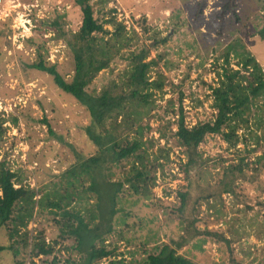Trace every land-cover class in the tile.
<instances>
[{"label":"rangeland","instance_id":"1","mask_svg":"<svg viewBox=\"0 0 264 264\" xmlns=\"http://www.w3.org/2000/svg\"><path fill=\"white\" fill-rule=\"evenodd\" d=\"M196 1H93L95 15L105 27L113 31L106 21L114 17L126 26L133 45L100 71L87 90L98 94L119 81L129 68L126 55L142 48L149 49L148 61L157 60L148 73L150 81L159 73L165 76L163 89H152L155 103L142 121L148 124L143 131L148 152L162 165L152 173L155 183L148 198L130 189L120 194L105 244L116 250L117 259L126 261L144 260L163 245L177 247L178 242V252L192 264H264V92L249 104L243 120L236 121L237 143L209 134L199 148L201 165L188 173L185 148L175 135L180 106L189 126L216 118L214 88L227 81L225 71L238 69L248 75L252 70L243 68L244 52L260 63L264 73L259 32L264 27V0H238L240 21L228 18L221 34L210 19L219 0H208L203 20L197 18ZM81 23L77 0L0 1V162L17 173V186L34 188L37 199L43 194L51 201L57 194L74 195L66 209L81 211L89 221L95 197L87 186L70 184L66 172L99 150L86 130L90 112L59 88L52 75L32 66L44 57L71 80L74 56L62 31L75 33ZM165 37L168 40L162 43ZM233 81L247 84L241 75ZM125 134L135 135L129 129ZM242 160L247 178L238 177L235 192H227L221 181L223 165ZM129 167L108 166L106 174L122 179ZM180 191L189 192L190 199L182 210ZM208 193L214 195L206 197ZM62 212L37 205L26 236L23 229L12 237L11 228L3 227L0 244L7 249L0 254V264H86V253L78 250L75 237L63 227L67 218ZM39 233L53 247L52 254H33ZM113 259L94 264H110Z\"/></svg>","mask_w":264,"mask_h":264},{"label":"trees","instance_id":"2","mask_svg":"<svg viewBox=\"0 0 264 264\" xmlns=\"http://www.w3.org/2000/svg\"><path fill=\"white\" fill-rule=\"evenodd\" d=\"M93 1L77 0L82 11L81 26L70 35L62 31L74 56L75 69L72 79L66 80L56 65L49 64L44 57L32 65L52 75L59 88L73 95L90 112L91 123L86 130L99 146V150L94 155L80 159L66 172L70 184L87 186L86 191L93 193L95 197L93 207L88 209L89 221L81 211L72 212L66 209L67 203L72 202L74 195L57 194L56 199L51 201L43 194L37 199L38 192L22 184L17 186V173L8 168L5 162H0V230L3 227L11 228L13 237L19 236L24 229L23 234L26 236V228L34 217L36 206L53 207L63 210L62 213L67 218L63 222V227L68 228L69 233L75 237L78 250L86 253V264H94L106 257L115 258L110 264H192L188 257L178 252L181 246L178 242L177 247L163 245L160 252L152 253L144 260L127 261L117 259L116 250L105 244V235L112 231L110 224L116 213L120 194L123 190L130 189L133 193L148 198L151 194V185L155 183L152 173L162 165L159 163V157L152 158L148 152L147 142L143 139V131L148 124L144 126L142 121L150 114L155 103L152 89L162 90L165 76L159 73L156 79L150 81L148 73L151 67L157 64V60L148 61L149 49L142 48L140 51H130L126 55L129 68L124 71L119 81H113L112 85L105 87L98 94L87 90L100 71L109 68L124 49H131L133 45V37L129 35L126 26L114 17L106 21L113 25V31L105 27L104 21L95 15ZM237 2L238 0H219L216 3L215 7L219 8L213 9L210 19L211 23H215L219 28L220 34L228 18L235 22L240 21ZM195 4L197 18L203 20L208 0H197ZM54 24L60 27L58 22ZM259 32L264 40V27ZM167 40L165 37L160 41L166 43ZM243 55V68L247 71L250 68L252 70H249L248 75H242L238 69H231L229 74L225 71L227 81L224 79L223 85L214 88L217 115L213 121L198 122L189 126L183 107H179L175 135L185 148L187 173L191 167L201 165L203 156L199 148L209 134H222L230 143H237L236 121L243 120L244 113L250 111L249 104L264 92L262 66L249 53L244 52ZM237 75L239 77L241 75L247 84L234 83V76ZM226 127H229L230 131L225 132ZM127 129L134 131L135 135L132 138L125 134ZM126 163L130 167L122 179L113 180L106 174L108 166L124 167ZM243 164L242 160L241 163L223 165L224 179L221 181H224L227 192H235L238 177L247 178ZM213 195L208 193L206 197ZM179 197L182 210L190 200L189 192L180 191ZM97 219L99 221H96ZM90 222L94 223L93 226ZM103 227L106 228L102 229ZM40 234L33 241V254L35 256L52 254L53 247L47 244ZM97 242H100V245H97ZM6 249L5 245L0 244V254Z\"/></svg>","mask_w":264,"mask_h":264},{"label":"built area","instance_id":"3","mask_svg":"<svg viewBox=\"0 0 264 264\" xmlns=\"http://www.w3.org/2000/svg\"><path fill=\"white\" fill-rule=\"evenodd\" d=\"M1 1V0H0Z\"/></svg>","mask_w":264,"mask_h":264}]
</instances>
